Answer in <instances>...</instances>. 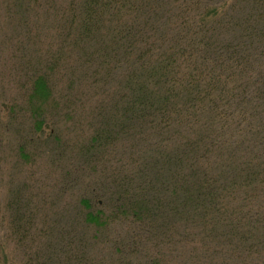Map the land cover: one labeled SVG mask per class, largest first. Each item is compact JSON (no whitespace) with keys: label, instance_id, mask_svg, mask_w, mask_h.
I'll return each instance as SVG.
<instances>
[{"label":"trees","instance_id":"trees-1","mask_svg":"<svg viewBox=\"0 0 264 264\" xmlns=\"http://www.w3.org/2000/svg\"><path fill=\"white\" fill-rule=\"evenodd\" d=\"M0 26L17 31L15 61L31 69L21 110L0 106V152L25 111L34 130L18 139L19 161L39 134L59 142L45 128L63 68L100 104L75 169L98 173L75 215L92 234L78 239L55 220L38 227L19 184L0 203V257L18 249L21 264H108L105 242L112 264H159L147 246L170 238L191 247L194 264H264V0H0ZM42 40L29 63L24 48ZM110 148L123 158H107ZM113 223L130 238L110 243Z\"/></svg>","mask_w":264,"mask_h":264},{"label":"rangeland","instance_id":"rangeland-1","mask_svg":"<svg viewBox=\"0 0 264 264\" xmlns=\"http://www.w3.org/2000/svg\"><path fill=\"white\" fill-rule=\"evenodd\" d=\"M2 26L3 28L7 27L4 24ZM3 28L0 26V106L4 107L11 103L16 105V110L20 111L25 103L21 100L17 89H19L21 83H26L24 78L30 76L28 72L31 69H29L30 67H20L15 61L16 57L22 53H18L14 49L13 40L18 39V34H15L14 31H17H8ZM12 37H14L13 40ZM30 44L33 46H26L24 51L29 48H31V51L24 53V56L29 60V63L33 64L32 59L35 50L38 48L44 51L48 43H46V40H42L38 41L36 45L34 43ZM62 70L63 72L60 71L56 75L54 99H56L57 108L53 109L52 114L47 115L49 121L51 119L52 125L49 122V126H45L47 133L54 129L56 134H59V142L50 143L39 134L35 146L30 148V160L28 162H25V160L19 161L13 155L18 139L28 136L31 134L30 131L34 130V123L32 124L28 119L29 116L26 111L19 114V122L14 124L19 127L12 128L13 130H9L5 136H2L4 141L0 152V192L2 194L0 203L4 207V204L10 198V193L19 184L24 185L27 195L33 197V205L37 208L34 214L35 217L37 216L38 227L47 226V223L51 220L60 221L62 227L59 228L60 230L65 229L70 232L71 229V235L76 234L78 239L85 237L87 240L90 235L88 232L91 234L92 232L87 226L76 223V207L81 198L90 195V190L92 185L96 183L98 173L94 171L95 169L91 165L87 169H79L78 172H75V169L81 168L82 151L80 149L90 139L89 135L93 131L92 125L96 121L90 119L89 115L93 113V109L98 105V102L92 98L91 89L85 84L76 86L74 84L75 79L66 73L64 68ZM99 106L100 104L97 108ZM111 148L107 150H111ZM107 150L104 154L107 153ZM115 153L111 150L107 153V158H113V161L123 158L122 152ZM69 172L76 175L75 177L78 175V180L67 185L65 174ZM129 228L128 225L123 226L113 223L108 233L110 243L117 240L125 241L130 238L128 237L131 233ZM35 237L33 251L35 253L39 251V261L44 257L45 245L41 240L42 235H39L40 240L36 235ZM53 237L57 238L58 236L53 234ZM162 244L158 247H156V244H149L146 254L158 259L159 264H194L191 259V247L186 244L187 247L177 246L170 238L163 241ZM100 248H102L101 256H103L105 263L112 264L114 260L112 261V258L109 257L105 242L104 244L101 242ZM0 259V264H21L25 261V254L16 249L12 250L8 256L2 253Z\"/></svg>","mask_w":264,"mask_h":264}]
</instances>
